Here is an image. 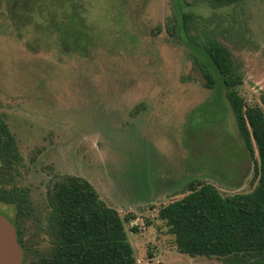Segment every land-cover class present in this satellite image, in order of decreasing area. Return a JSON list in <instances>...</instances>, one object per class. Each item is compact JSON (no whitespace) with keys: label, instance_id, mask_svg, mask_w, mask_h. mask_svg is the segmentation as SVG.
Segmentation results:
<instances>
[{"label":"rangeland","instance_id":"1","mask_svg":"<svg viewBox=\"0 0 264 264\" xmlns=\"http://www.w3.org/2000/svg\"><path fill=\"white\" fill-rule=\"evenodd\" d=\"M186 1L198 37L214 36L231 49L240 92L257 102L264 93V0L216 9ZM174 4L91 0L84 36L77 27L80 37L65 52L54 44L32 51V30L17 39L0 14V115L23 160L16 183L29 190L35 215L26 238L38 247L48 243L47 183L68 174L87 179L121 217L136 214L125 224L135 264H223L180 254L157 217L196 178L223 196L249 192L257 160L244 149L220 77L205 88L193 63L198 50L171 37ZM0 213L14 219L12 206L0 204Z\"/></svg>","mask_w":264,"mask_h":264},{"label":"trees","instance_id":"2","mask_svg":"<svg viewBox=\"0 0 264 264\" xmlns=\"http://www.w3.org/2000/svg\"><path fill=\"white\" fill-rule=\"evenodd\" d=\"M176 1L179 10L177 12ZM244 0H195L211 9L240 4ZM91 0H0L2 28L9 23L17 39L29 30L26 40L32 51L54 44L60 52L73 39L84 36L85 13ZM186 0H175L176 20L171 37L180 38L199 52L194 67L207 89L217 84L224 89L244 149L254 161L252 189L247 193L223 196L217 187L201 179L186 185V194L160 207L159 220L174 238L180 254L192 258H216L223 264H264V93L250 103L240 92L243 76L231 49L216 37L197 35L194 15L184 11ZM84 15V17H83ZM78 27V28H77ZM79 30V34L75 30ZM78 41L77 39L75 40ZM69 49H67L68 51ZM15 135L0 115V204L14 208L13 224L23 250L22 264H135L132 246L127 240L125 224L136 214L119 212L107 205L94 186L84 177L55 175L47 183L46 221L42 231L46 247H38L26 238V222L35 215L29 190L17 185L22 165ZM151 222L146 220L145 225ZM131 232L137 233L133 226Z\"/></svg>","mask_w":264,"mask_h":264},{"label":"water","instance_id":"3","mask_svg":"<svg viewBox=\"0 0 264 264\" xmlns=\"http://www.w3.org/2000/svg\"><path fill=\"white\" fill-rule=\"evenodd\" d=\"M23 250L13 224L0 213V264H22Z\"/></svg>","mask_w":264,"mask_h":264}]
</instances>
